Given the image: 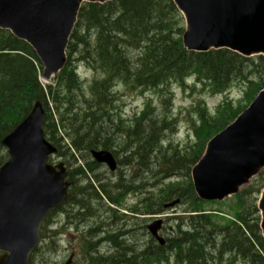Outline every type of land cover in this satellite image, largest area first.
Instances as JSON below:
<instances>
[{"label": "trees", "instance_id": "obj_1", "mask_svg": "<svg viewBox=\"0 0 264 264\" xmlns=\"http://www.w3.org/2000/svg\"><path fill=\"white\" fill-rule=\"evenodd\" d=\"M91 31L96 34L93 47L90 46ZM111 31L115 33L114 36L106 34ZM183 31V21L172 0H118L116 3L106 5L84 4L71 37L69 53L78 55L82 50L83 59L94 69L104 72L105 79L94 81L90 88L91 106L82 110L73 93L80 88V85L74 74L72 62L68 63L64 72L66 79H60L59 88H52L50 95L54 101L61 102L62 99L64 104L68 105L67 115L72 109L77 113H71V119L61 118L62 122L64 120L69 122L71 132L62 130L57 134L55 118L37 80V70L31 60V58L37 59L36 55L28 44L16 39L9 31L0 29V163L4 160L1 140L23 120L32 105L37 100H41L47 112L45 117L47 135L54 142L57 140L64 142V137H68V142L75 153L84 160V166L75 173L76 186L79 190L77 199L80 200L76 203V209L86 208L90 204L96 209L98 207L96 202L99 205L103 204L99 199L89 198L92 184L97 188L96 194H107L113 203H117L128 190L140 188L139 185L135 188L134 180H128L125 176H128L127 172L134 165L138 171V179L145 172L142 165L156 151L164 126H159L161 120L156 115H152L154 119L148 118L153 112L149 105L141 117L130 124H125L121 119H116L114 122L105 119L103 114L106 112L101 109V105L109 103L113 96L110 92L113 79L123 75L125 80L129 79L130 62L127 61L126 48L129 53L137 45L142 50L139 67L142 70L137 73L135 82L125 81L133 84L134 87L147 89L165 86L171 82L183 84L184 77L191 74L196 75L197 81L210 86L215 93L225 91L234 82L246 84L244 100L235 107L230 103H224L218 108L215 117L209 116L205 110L199 108L202 123L199 126L194 125L197 151L192 154L191 161L197 160L206 142L234 120L263 87L264 57L246 58L228 49L212 50L207 53L188 52L182 45ZM121 34L125 36H120ZM126 37L129 40H125ZM16 50L26 53L27 56L10 53ZM63 80L66 85L62 84ZM63 87L70 93L67 94ZM244 101L247 104H243ZM79 121L80 124H75ZM113 144L120 145L117 153L121 155V151L126 153L123 160L121 159L122 163L129 160L131 166L125 169L124 175L117 182L115 180L106 182L104 173H95L99 169L98 164L87 160L84 156H89L92 149L110 148ZM173 158L168 156L166 160ZM183 163L182 160H176L172 166L178 167ZM184 186L183 192L174 183L158 190L152 201L154 213L162 210L165 201L180 197L188 204L186 211L197 214L187 217L189 222L187 231H184L183 227L185 217L174 218L179 221L177 233L169 240V245L166 247L154 245L142 254L147 264H164L171 260L174 264H209L213 260H221L228 252L240 255L247 264H264V239L259 230L258 211L254 202L248 203L247 200V196L255 194L259 189L241 193L237 197L236 206H231L234 211L233 219H226L217 214L204 213L205 204L196 197L190 179ZM149 206L150 204L146 203L145 211ZM87 209L91 210L89 206ZM103 210L104 207L97 216L101 215L100 212ZM89 213L93 214L92 211ZM223 220L226 222L221 225ZM121 226L123 227L121 233L127 236L125 226L118 224V228L121 229ZM112 227V234L116 233L117 227L113 224ZM86 232L87 239L89 235L95 234L92 229ZM219 235L222 237L218 239L221 246L219 254L214 256L208 249L210 246H216ZM130 240L133 238L129 237L128 242ZM118 243L119 241L114 242V244ZM132 252L136 256L139 255L134 248ZM90 253L93 255L92 264H133L132 259L125 253L119 260L114 258L112 261L106 256L99 255L92 245Z\"/></svg>", "mask_w": 264, "mask_h": 264}, {"label": "water", "instance_id": "obj_2", "mask_svg": "<svg viewBox=\"0 0 264 264\" xmlns=\"http://www.w3.org/2000/svg\"><path fill=\"white\" fill-rule=\"evenodd\" d=\"M81 2L0 0V26L29 40L44 60L45 75L49 76L58 68L54 56L64 57ZM175 2L187 19L183 38L188 49L229 48L243 55L264 53V0ZM43 116L39 102L3 140L10 160L0 170V251L5 252L0 264H28L41 238L40 225L48 210L68 196L63 165L47 164L48 156L56 149L44 139ZM94 155L99 162L115 168L111 153L100 151ZM263 166L264 91L232 125L209 142L193 168L195 188L205 200H223L237 193ZM259 208L264 235V191ZM161 224L159 220L149 226L154 235Z\"/></svg>", "mask_w": 264, "mask_h": 264}, {"label": "rangeland", "instance_id": "obj_3", "mask_svg": "<svg viewBox=\"0 0 264 264\" xmlns=\"http://www.w3.org/2000/svg\"><path fill=\"white\" fill-rule=\"evenodd\" d=\"M81 73L84 76L83 69H81ZM122 90L124 92L123 113H124V118L125 119H127V120L131 119L133 117L134 109L138 106L137 108L140 110L142 108V106H143V102L145 100V97L147 98L151 94V96L154 97L155 105H156V109H155L156 112H153L152 115L153 114L156 115L161 120V123L165 120V116L164 115L168 114V110L169 109H171V111H173L174 114H178V113L181 112V115L183 117L185 115H187L188 111H191V109H190L191 107L190 106L193 103L195 96H197L196 92H194V93L192 92L191 93V97L186 98V93L184 94L181 90L176 89L175 90L176 91L175 92V99H174L173 105L170 107V104L168 102H164L163 103L159 98L157 99L158 94H155V92H152L150 94L149 93L145 94L144 96H137V95L131 94L128 90H126L124 88ZM189 91H187V92H189ZM231 96L236 97V98L238 96H241L240 89L238 87L232 89L231 90ZM206 100H207V104H209L211 108H214L222 100V98L220 96L219 97H215V98L207 97ZM131 123H134V122H131ZM125 124H130V123L125 122ZM178 126H179V130L178 131H176V128L174 127V129H170L169 128L168 131H166L165 134H163V137H162L161 142H160V144H161L162 141H163V146L161 148H159L157 151H155L153 154H151V157L149 159V161L151 162V173L147 174L146 172H143L141 174L140 182L142 181L143 177H146L151 183H153V182H156V181L162 179V177H165V176L169 175L166 172H162V170L166 169L167 166H168L167 160L165 159V155L169 156V157H172L174 155H177V156L180 155L185 160H187L189 158L191 159V157L193 156L192 154L195 153L197 148L195 150H193L194 149L193 142L189 143L187 141L188 140V138H187V128H188L189 125H187L186 122H183V124L181 123V126H180V124H178ZM158 128H159V126H158ZM196 142H197V140H196ZM120 143H124V142H120ZM188 146H190V147H188ZM123 154H124L123 155V157H124L126 153L123 152ZM84 158H86L87 160L91 161V157L90 156H84ZM125 162L126 163H122L123 164V168L124 169L130 168L131 165H129V164L131 162L129 160H125ZM79 164H80V166H84V162L81 159H79ZM184 165H189V162H185L184 161ZM145 166L146 165H144L143 167H145ZM96 171H95V173L107 174L108 178L115 177V176H113L114 174H109L108 172H106L104 167H101L100 169H97ZM134 171H135V173H134ZM134 171H132L134 174H136L135 175L136 180H134V185L137 186V185H139V183H138L139 181L137 180L139 175H138V171H137L136 167H135ZM187 171H188V168H187V170H185V169H183L182 171L173 170V171H170V172H175L176 174L174 175V177L181 180L182 174L186 173ZM127 175H129V171L127 172ZM91 176H93V175L91 174ZM125 178H127L128 180L131 179L128 176H125ZM263 179H264V173H263V175H259L253 181V182H255V183H253L254 187L261 186L264 183L262 181ZM104 201L107 204L106 200H104ZM234 201H235L234 197H231V198H228L226 201H224V203L225 204H233ZM133 202L127 201L126 204L129 205V204H132ZM136 202L137 201L135 199L134 204H136ZM225 204H221V205L214 204V205H209V206H212L213 208H218L220 206L223 209L228 210L229 208ZM102 206L104 207L103 204H102ZM185 207H186L185 204L179 205L175 209L168 210L167 214L169 216H171V215L176 214V213H181L182 210H184ZM102 215L103 214H101V215L96 217L99 220V222H102L104 220ZM139 218L141 220L142 216H139ZM109 223H113V222L108 220L105 223V226L108 225ZM84 225H86L88 227H91V228L95 227V223L93 221H91V219L89 220V218H86V221H85ZM175 226H176L175 222H172V221H168L167 222V220H166L164 234L165 235L166 234L170 235L171 231L173 230V228H175ZM130 227L133 228L132 226H130ZM92 231L95 232V229L92 230ZM97 232H98V230H96V232H95V234L93 236H91V235L88 236V241H89L90 245H92V246H93L94 240L97 237L104 236L103 234H97L96 235ZM119 232H120V235L124 238L125 237L124 234L121 233L122 230L119 231ZM129 235H131V234H129ZM131 236H134V237L135 236H139V239L141 238V235L138 234V233H134ZM112 244H114V243H112ZM104 246H107V245L105 243H102L101 241L98 242V248L99 249H98L97 252H98L99 255L101 254L103 256L101 251H107L106 248L103 249ZM137 248L138 247L136 245V251H137ZM62 260H63V257H61V255L57 256L54 253L43 254V252H40V253L37 254L36 259L34 261V264H58L59 262H62ZM78 264H82L81 261H79Z\"/></svg>", "mask_w": 264, "mask_h": 264}, {"label": "bare ground", "instance_id": "obj_4", "mask_svg": "<svg viewBox=\"0 0 264 264\" xmlns=\"http://www.w3.org/2000/svg\"><path fill=\"white\" fill-rule=\"evenodd\" d=\"M64 142H68V137H64ZM93 150H95V149H92L91 151H90V153H89V156H90V154H91V152L93 151ZM123 150V149H122ZM120 154V155H119ZM116 156H117V158H118V160H119V164H120V170H119V173L118 174H114L113 176H115V177H111V178H108V175L107 174H104V177H105V181L107 182H114V180H115V182H117V180L120 178V177H122V175H124V171H125V169L123 168V164H122V160H123V151H122V155H121V153H117V151H116ZM79 159H81L83 162H84V160L82 159V158H79ZM122 159V160H121ZM91 161H93L92 159H91ZM99 166V165H98ZM99 169L101 168V166H99L98 167ZM103 176V175H102ZM134 187V186H133ZM135 188H136V185H135ZM139 188H137L136 190H138ZM96 202V201H95ZM97 204L96 205H98V207L96 208V209H94L93 208V206H92V204H90V205H88L90 208H91V210H88L87 209V207L86 208H83V207H81V209H76L75 211H74V213L72 214V220L73 221H71V223L73 224V225H75V226H80L79 225V221H81L83 224L85 223V221H86V218H89V220L90 219H92V218H94V217H97V214H98V212L102 209V205H99V203L98 202H96ZM89 211H92L93 212V214H91V213H89ZM113 223V226H116L117 227V232L116 233H113L112 234V231H113V227H112V224H108V225H106L105 227H106V229L108 230L107 232L106 231H102L101 233L104 235V236H101V237H97L95 240H94V242H93V247L95 248V250H96V252L98 251V242L99 241H101L102 243H105L106 245H110V244H112V243H114V242H116V241H121V239L123 238L121 235H120V232L119 231H121L122 230V226H121V229L120 228H118V224H120V223H118L119 221H112ZM97 223V222H96ZM96 223H95V226H96ZM125 233H126V235L128 236V234H132L133 232H134V229L133 228H131L130 226H125ZM97 229V228H96ZM96 229H95V232H96ZM99 230V229H98ZM97 234H99V232H97L96 233V235ZM130 238H133V240H130L129 242H133V241H136V240H138L139 239V236H130ZM134 248V250L136 251V246H134L133 247ZM102 252V254H103V256H105V252L106 251H101ZM140 252V249L139 248H137V251H136V253H139ZM93 256V255H92Z\"/></svg>", "mask_w": 264, "mask_h": 264}, {"label": "flooded vegetation", "instance_id": "obj_5", "mask_svg": "<svg viewBox=\"0 0 264 264\" xmlns=\"http://www.w3.org/2000/svg\"><path fill=\"white\" fill-rule=\"evenodd\" d=\"M132 180H136V178H135V176L134 175H132L131 177H130ZM116 221L113 217H111L110 219H104L102 222H99V220L96 218V217H94V218H92L91 219V221H93L94 223H96V226L94 227V228H91V227H88V226H86V225H84L83 223H81V224H79L80 226H78L79 227V229H83L84 230V232H85V228H87V229H92V230H94V229H96V230H98V232H99V234H102L101 232L102 231H108L107 229H106V227H105V223L107 222V221ZM90 225V224H89ZM87 234V233H86ZM132 235V234H131ZM131 235H128V236H126V238H127V242H128V238L131 236ZM82 239H83V237L77 242V246H80L81 245V243H82Z\"/></svg>", "mask_w": 264, "mask_h": 264}]
</instances>
